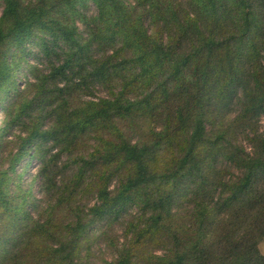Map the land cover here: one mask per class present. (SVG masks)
I'll list each match as a JSON object with an SVG mask.
<instances>
[{
	"label": "rangeland",
	"instance_id": "374dc122",
	"mask_svg": "<svg viewBox=\"0 0 264 264\" xmlns=\"http://www.w3.org/2000/svg\"><path fill=\"white\" fill-rule=\"evenodd\" d=\"M31 1L35 0H21V3ZM68 1L69 3L55 0L53 3L57 7L52 9L51 16L74 27L78 38L76 44L67 45L60 32L52 34L55 30L53 28H36L34 34L16 48L12 47L13 37L9 40L8 37L0 45V49L6 52L4 58L9 67L5 75H0V264H109L115 261L117 252L124 247L137 250L131 246L136 239L134 227L148 214L142 210V198L138 194H130L129 198L114 200L117 180L125 173L121 167L107 178V155L105 158L100 157L95 148L108 142L117 144L127 137L133 141L155 145L152 134L162 129V109L160 112L151 109L145 102L130 113L110 107L107 116L99 120L93 119L81 126L76 123L91 109L90 106L95 108L101 102L110 106L115 99H119L121 103H125L127 99L143 100L147 93L158 101V93L155 94V89L151 88L157 79L140 84L135 79V71L129 69V63L126 62L138 53V48L131 46L126 39L135 25L139 24V17H147L153 32L163 30V34L169 32L173 35L185 25L186 11L188 14L199 15L187 0H139L137 10H131L136 6L135 0H122L125 6L123 13L110 9L108 15L107 10L101 13L95 0ZM4 6L3 0H0L2 29H6L10 23L3 15ZM173 6L180 11V16L170 20ZM259 29L260 26L254 28L250 37H255ZM43 38L48 40V45H43ZM171 41L175 42L174 37ZM179 42L183 43L184 51L190 53L194 52V46L197 45L192 40L179 39ZM263 46L255 51L257 54L253 58L264 64ZM238 49L240 46L229 45L220 49L218 56L208 63V67H211L208 70L204 68L205 53L195 54L197 56L191 58L192 63L185 66L179 75V81L173 85L177 90L170 88L167 91V96L171 97L176 107L184 104L183 87L190 90L188 104L192 109L210 112L212 124L207 123V131L212 137H216L218 130L224 129L225 125L233 121L238 109L240 110L239 106L235 110L233 102L238 96V89L242 88L236 87L232 82V78L236 76L233 72L240 67L242 61ZM69 58L65 73L71 80L65 87L66 81L59 73L53 75V69ZM199 71H205L209 77H213L214 73L220 77L218 94L216 92L212 101L208 99L209 88L204 91L200 87L197 90L198 86H202L203 79L189 83V86L186 83L188 78L190 81L195 80ZM160 75L162 77L166 74ZM127 80L130 82L122 90V85ZM61 88L69 90L68 105L59 109ZM230 92L231 96L228 98ZM163 96L160 95L159 98ZM263 115L258 112L253 114L252 125H236L239 128L233 130L230 136L233 146L239 147L242 144L244 149L254 153L258 144H251L249 140L254 130L259 134L263 132ZM222 120L226 123H220ZM55 121L57 137L63 138L61 143L57 142L56 137L54 140H47L38 136L22 151L19 150L22 139H27L38 126L45 129ZM224 147L225 151L231 149L227 144ZM169 149L167 147L164 153L159 152L160 150L157 152L150 164L152 170L162 168ZM17 153H20L19 157ZM209 156L211 160H204L199 169L193 170V173H200L198 175L204 178L201 182L194 184V180L200 178L194 174L196 179L187 176L173 190L169 213L175 223L193 221L195 205L205 198L206 203L214 205L211 206L213 213L206 214L203 219L202 227L207 235L218 217L217 206L219 211L231 208L229 219L239 208L231 200L223 204L224 199L230 197L235 188H222L219 183L236 181L243 176V170H239L228 160L221 157L218 160L211 154ZM216 161L220 163L218 171L222 172L218 177L214 175L208 182L206 179L211 172L210 167ZM41 171L44 173L42 176ZM164 184H161L163 189ZM157 185L158 183L150 188ZM103 186L107 187L109 193L101 201L98 191ZM252 188L253 185L243 193L249 194ZM197 189L198 194H194ZM190 191L192 195L188 201L187 193ZM219 203L223 205L220 207ZM216 204L219 205L215 206ZM78 215L92 217L94 220L76 231ZM234 220L235 217L232 221ZM199 230L195 225L189 239H194ZM218 231L222 232L220 229ZM219 232L216 236L217 239H222L221 248L213 246L210 249L211 260L217 259L221 250H228L225 235ZM170 237L172 236H168L166 240ZM209 240L205 235V242L208 243ZM26 241L28 249L19 260L14 259L13 254ZM188 241L192 243L194 240ZM137 243L134 247L141 246V242ZM150 244L148 241L144 245H147L146 249H153V254L163 253L160 243ZM257 248L264 256V237ZM67 254L70 256L67 257ZM12 258L14 260L9 263ZM184 264H187V260Z\"/></svg>",
	"mask_w": 264,
	"mask_h": 264
},
{
	"label": "trees",
	"instance_id": "16d2710c",
	"mask_svg": "<svg viewBox=\"0 0 264 264\" xmlns=\"http://www.w3.org/2000/svg\"><path fill=\"white\" fill-rule=\"evenodd\" d=\"M54 1L35 0L22 4L21 0H3L5 5L3 15L10 23L6 29L0 28V45L2 46L8 37V40L13 37L12 47L16 48L31 34H34L36 28H53L55 30L52 34L60 32L67 45L76 44L78 38L74 32V27L52 18L51 11L57 7V4L53 3ZM135 1L136 6L132 7L131 10L139 8V0ZM95 2L101 13L107 10V15L111 12L110 9L113 11L117 9L119 13H123L125 8L122 0H95ZM187 2L195 8L194 12H199V15L198 13L188 14L186 11L184 13L186 16L185 25H182V28L180 27L175 34L172 35L169 32L163 34V30L153 32L147 17H139L137 19L139 24L135 25L131 35L126 39L131 46L138 48L137 56L126 60L129 63V69L135 71L133 72L135 79L140 84L144 85L157 79L151 88L155 89V94L158 93L156 96L158 101L154 97L151 98V95L147 93L143 100L129 101L127 99L125 103H121L119 99H115L110 106H106V102H101L95 108L88 105L91 109L76 123V125L81 126L93 119L99 120L107 116L110 107L130 113L145 102L151 109L159 112L162 109L160 113L163 116L164 124L159 132L152 134V138H155L153 142L155 145L143 141H133L127 137L122 138L117 144L108 142L95 148L100 157L105 158L107 155V178L121 167L125 173L117 180L118 187L115 191L114 200L118 201L129 198L130 194H138L142 198V210L146 214L148 213L134 227L136 239L131 246L137 250L124 247L117 252L115 261L109 264H184L185 260H187V264H264V256L257 248L259 241L264 237V182L262 183V178H264V130L260 134L254 130L250 136L249 143L258 144L253 154L244 149L242 144L239 147L233 146V139L230 137L232 131L239 128L236 127L238 123L241 126L244 124L252 125L253 114L257 112L264 114V64L253 58L257 54L255 51L264 45V0H187ZM65 3H69V1L65 0ZM178 12L180 13L176 6H173L170 20L179 17ZM259 26L260 29L256 36L250 37L252 30ZM173 37L175 42L171 41ZM179 39L180 41L192 40L195 42L197 45L194 46V52H185L183 43L179 42ZM42 41L43 45H48L46 38H43ZM228 45L240 46L238 55L242 61L240 67L235 69V73L233 72L236 78H232L234 85L242 88L238 89V96L233 102L235 110L238 106L240 110L238 109L233 121H230L227 126L225 125L224 129L218 130L216 137H212L213 135L207 131V123L212 124L210 112L205 113L201 109L198 111L192 109L188 104L190 90L183 87L184 104L176 107L171 97L167 96V91L177 84L179 75L185 66L192 63L191 58L193 56L205 53L204 68L208 70L211 68L208 67V63H211L218 56L220 49ZM5 53V50L0 49L1 76L5 75L9 68L6 66ZM69 61L70 58L65 59L64 63L55 66L53 69V75L59 73L66 81L65 87L71 80L65 73ZM160 74L166 75L161 77ZM199 79H203V81L201 82L202 86H198L197 90L200 87L204 91L209 88L208 99L214 100L220 86L218 85L220 77L217 76V73H214L213 77H209L205 71H199L195 80L190 81L188 78L186 83L189 86V83L199 81ZM129 82V80L124 82L122 90L126 88ZM63 88L60 90L62 100L58 106L59 109L68 105L69 90ZM173 90L175 91L177 88H173ZM160 95L164 96L159 98ZM230 96L231 92L227 97ZM54 107L56 106L54 105ZM220 123L226 122L222 120ZM57 129L56 121L45 129L38 126L28 135L27 139H22L19 150L22 151L25 146L31 143L33 138L38 136L47 140H54L56 137L57 142L61 143L63 138L57 137L55 132ZM224 144L229 145L231 149L225 151ZM167 147L170 149L167 151L168 155L162 168L156 171L152 170L150 164L157 156V152L160 150L159 152L164 153ZM19 154L17 153V157ZM210 154L218 160L219 157L228 160L236 168L243 170V176L236 181L219 183L222 188L232 190L235 188L233 194L224 199L223 204L231 200L239 208L229 219L231 208L228 207L227 211L226 209L219 211L217 205L220 204L221 207L223 204H216L218 217L211 225L207 235L205 228L202 227L203 219L206 214L213 213L211 211L213 204L211 202L206 203L205 198L195 205L193 221L175 223L174 219L170 218L169 213H171L173 190L187 176L193 180L196 179L195 176L200 177L198 180H194V184L198 181L201 182L204 178L199 176L200 173H193V170L199 169L204 160H211ZM219 164V161H216L211 166L212 168L210 167L211 172L206 179L208 182L214 178V175L218 177L221 174L222 170L218 171ZM44 173L41 171V176ZM156 183H158L157 186L150 188ZM162 183H165L164 189L161 187ZM251 185L253 188L249 194H244L243 192L251 188ZM164 190L165 194H163ZM108 193L107 187L103 186L98 191L99 200L106 199ZM194 194H198V189L195 190ZM187 195H189L188 201H190L192 191ZM227 205L230 206V204ZM234 217L235 220L232 221ZM93 220L92 217L86 218L84 215H78L75 230L78 231L79 228L90 224ZM195 225L200 230L194 239H192L193 237L189 239ZM219 229L222 232H219ZM218 232L225 235L228 250L226 252L221 250L218 253L219 257L211 260L210 249L213 246L221 248L222 239H217L216 236ZM161 235L166 236L159 239L158 237ZM205 235L208 236V239L210 238L208 243L205 242ZM168 236L172 237L166 240ZM188 240L194 241L190 243ZM148 241L151 242L150 245L160 243L163 253L157 255L153 254V249H146L145 246L147 245L144 244ZM137 242H141V246H139L141 249L134 247L138 245ZM28 246L27 241L23 243V246L17 248L13 258L19 260ZM221 252L223 253L220 254ZM68 256L70 254H67ZM13 258L9 260V263L14 260Z\"/></svg>",
	"mask_w": 264,
	"mask_h": 264
}]
</instances>
